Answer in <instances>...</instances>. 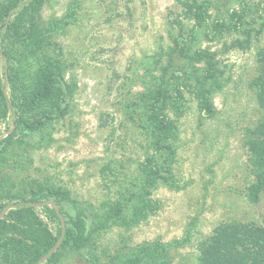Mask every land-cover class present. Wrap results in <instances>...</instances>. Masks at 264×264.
Segmentation results:
<instances>
[{
	"label": "rangeland",
	"instance_id": "374dc122",
	"mask_svg": "<svg viewBox=\"0 0 264 264\" xmlns=\"http://www.w3.org/2000/svg\"><path fill=\"white\" fill-rule=\"evenodd\" d=\"M200 1L209 5V28L244 10L243 31L199 29L179 0L44 1L37 20L53 30V52L76 91L64 118L4 152L0 168L17 184L59 188L96 207L113 199L151 154L148 134L128 107L159 88L176 97L173 87H180L184 96L183 115H171L178 127L174 183L154 190L160 209L134 229L103 233L94 249L66 253L60 264H113L116 255L156 241L172 243L171 264H198L200 243L220 225L261 223L264 196L260 205L247 196L255 176L245 144L248 129L264 117L250 87L264 48V0ZM201 51L216 52L220 62L214 118L199 112L192 94L205 68L194 59ZM10 127V120L0 123V138ZM37 208L57 234V224Z\"/></svg>",
	"mask_w": 264,
	"mask_h": 264
},
{
	"label": "trees",
	"instance_id": "16d2710c",
	"mask_svg": "<svg viewBox=\"0 0 264 264\" xmlns=\"http://www.w3.org/2000/svg\"><path fill=\"white\" fill-rule=\"evenodd\" d=\"M45 0H0V123L10 120L6 137L0 138V166L6 162L4 152L15 143L64 118L76 89L67 80L64 62L53 52L48 31L37 20ZM186 16L199 29L207 27L209 5L200 0H179ZM245 11L235 10L226 19L210 28L216 35L242 32ZM242 46V42H237ZM56 45V44H55ZM258 74L251 82L259 106L264 109V48L258 54ZM198 63H205L202 75L196 77L192 94L200 113L214 118L217 108L214 95L218 90L219 65L216 52L195 54ZM175 86V85H174ZM170 89V88H169ZM176 97L161 88L144 93L129 108L132 121L138 122L149 137L151 154L142 161L134 180L117 188L113 199L99 206L82 204L59 188L35 185L26 181L17 184L0 168V215L16 203L54 201L66 219V234L60 248L44 264H60L66 253H82L94 249L98 238L109 230H131L160 209L154 190L174 183L173 164L177 155L174 140L177 123L171 115L184 113L183 92L173 87ZM164 101V103H162ZM246 148L251 156L254 183L247 196L260 205L264 196V117L247 131ZM9 166V165H8ZM108 168V167H107ZM48 219L57 224L54 234L32 205L9 209L0 219V264H38L57 244L63 224L52 205L43 207ZM261 223L224 224L200 243L198 264H264V212ZM172 244V243H171ZM171 244L160 241L132 247L116 255L113 264H171Z\"/></svg>",
	"mask_w": 264,
	"mask_h": 264
},
{
	"label": "water",
	"instance_id": "95a60500",
	"mask_svg": "<svg viewBox=\"0 0 264 264\" xmlns=\"http://www.w3.org/2000/svg\"><path fill=\"white\" fill-rule=\"evenodd\" d=\"M19 205H32L34 207H44V206H47V205H52L54 206V208L56 209L58 215L60 216L61 218V222L63 224V228H62V235L59 239V241L57 242V244L55 245V247L46 255L44 256L39 262L38 264H43L45 261H47L51 256L52 254L58 250V248L60 247V245L62 244L63 242V239L65 237V234H66V223H65V220H64V217L60 211V208L59 206L53 202V201H45L43 203H38V204H34V203H28V202H25V203H16V204H12L10 205L9 207H7L5 209V211L0 215V219H3L6 215V213L9 211V209H13V208H16L18 207Z\"/></svg>",
	"mask_w": 264,
	"mask_h": 264
}]
</instances>
